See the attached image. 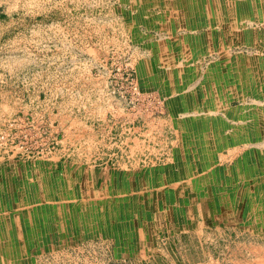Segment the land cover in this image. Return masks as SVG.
Returning <instances> with one entry per match:
<instances>
[{
    "label": "rangeland",
    "instance_id": "1",
    "mask_svg": "<svg viewBox=\"0 0 264 264\" xmlns=\"http://www.w3.org/2000/svg\"><path fill=\"white\" fill-rule=\"evenodd\" d=\"M170 1L0 0V215L24 217L36 190L48 202V180L98 220L48 225L13 255L2 238L0 264H264V196L236 175L264 141V0H208L192 19L194 0ZM204 92H218L205 131L183 112Z\"/></svg>",
    "mask_w": 264,
    "mask_h": 264
},
{
    "label": "bare ground",
    "instance_id": "2",
    "mask_svg": "<svg viewBox=\"0 0 264 264\" xmlns=\"http://www.w3.org/2000/svg\"><path fill=\"white\" fill-rule=\"evenodd\" d=\"M147 1L148 2L151 1L152 2V5L153 4L154 5L157 4L159 6L160 11L162 13H173L174 10H172L170 8H171V6L174 5V3L175 4L178 3L177 1H174V3H173L170 0H161V1H157V0H147ZM194 1H195L194 4H192V2L189 3L190 1L187 2V3L186 2L184 3L186 6H188V7H185V11L187 12V16L190 17V19H192V17L195 16L194 15V12H193L194 11V8H195L194 5L196 7L197 6L198 7H204L205 4H207V5H210V7L213 8V10H215V12H216V9H218L217 8V5H216L217 3H213V2L210 3V2H208V0H198V1L197 0H194ZM215 7H216V9H215ZM235 8H236V6H235ZM203 9H206V8H203ZM162 15H164V14H162ZM170 15H172V14H170ZM215 16H216V14H214V17ZM215 19H217V17H215ZM160 74H161V72H160ZM160 74L157 77L158 80H159ZM207 81H208V79H207ZM241 85H242V83H241ZM241 85H240V87H241ZM188 89L189 88L187 87V90L186 91L184 90V92H187ZM213 93L214 92H211L212 95H208L207 93H205V95L201 99L202 100L201 104H198V103L195 104V107L192 109V111H191V108L189 106H186V105H184L185 106V109H187L188 107L190 109H188L187 111L185 109H183V112H185L186 115L187 114H191V113H195L196 111H199V113L202 115L201 120L203 122L204 131H205V127L208 125V123L210 122V120L212 118L211 113L209 112L210 110H212L211 107L214 106L213 105V101H212V96L214 94H217L218 92L217 93H214V94ZM195 94H198V92H192L191 95H192V97H195V99L197 100L198 95L197 96H194ZM233 99H234V96L233 95L231 97H229V103H231V100H233ZM218 105H221V104H217V106H216L217 108H219ZM222 108H223V105H222ZM226 114L229 115V116H232V118H233V115L235 117V114L234 113L232 114L231 110H229V109L226 110ZM195 118H196V116H195ZM204 124H205V126H204ZM240 124L241 123L239 122V124L233 126L232 127V132H233V134L235 136L241 138V135L243 133L248 132V129H249L250 124H248V125L246 123L245 124L243 123L241 125ZM202 135L204 136V134H202ZM189 137H190L189 140H191L192 142H194L196 145L189 147V149L191 147H193V150H192V153L193 154L190 153L191 152V150H190L189 151L190 156L189 155H186V161L183 164H187V162H188V163H191V165L200 166L201 165L200 164L201 163L200 160L201 159H204V157H205V155H207V153L205 152V154L203 155L204 157H202L201 154H199L200 153L199 150L201 151L202 154L204 153L203 150L204 151L207 150L206 144H205L206 143V140H197V138L194 137V134H191ZM243 140H245V139H243ZM235 141L238 142V139H236ZM248 142H249V140L248 141H245V143H248ZM246 146L247 147H246L245 151H247V152H244L243 153L244 150H242L241 151V154L239 155V157L237 158V161H236L237 163H239L238 166L240 167V172L237 171V173H236V175H238L237 178H239L238 185H240L241 184V181H243L242 184H245V187H248L249 186L247 188V190L245 189L247 191V193L248 192L249 193H251V192L255 193V192L260 191V192L263 193V196H264V172H262L261 174H256V172H255L259 168L257 165L259 163L262 164V161L264 162V158L263 159H260V160H256L255 157H253V154L258 149L264 150V141L251 143V144H248ZM225 159L226 158H222V160H225ZM191 168H193V167H191ZM178 174H179L178 175L179 176L178 178H180L183 174H185V167H183V172H181V173L178 172ZM244 176H247V177H244ZM250 182L252 184V187H250V185L248 184ZM43 183H44V186L43 187H44V190H45L44 191L45 192V197H46V199L49 200L48 202L45 201L46 203L43 204L42 203V200H41V196L42 195L40 196L39 191L36 190V191H33L34 193H32V195H31L32 196V199L29 196L23 197L22 200H21V202H20V204H19L20 208H23L25 210V213H24L25 216L24 217L22 216V218H21V214L20 213H16L15 211H13V214L12 213H8L7 215H0V239H2V238L8 239L7 241H9L10 247H11V244H12V247H13V244L14 243H16L17 241H20L21 238L24 239L25 237H28L29 238V241H31V240H33V241H40V240H42L41 234H43V231H45V232L48 231V229H49V226L48 225H60L59 229H64V226H61V225H71V228L81 229V227L84 228V225H93V224H95L98 221V220H96L95 217H93L92 215H89L90 213L89 212H86L85 211L86 209L84 210V207L81 204H72V203H70L67 200V197L66 196L65 197L63 196L62 197V195H60V193L58 194V192H57L58 189L55 188V186H53V184H51V182H48V180H45ZM261 183H263V185H261ZM23 188L26 189V191H29V189L27 188V185L25 183H23ZM54 190H56V192ZM121 195H122V193H121ZM106 196H103V197H106ZM136 196H137V194H136ZM123 197H124V194H123ZM89 198H90V196H89ZM89 203L91 204V202H89ZM97 204H98V202H97ZM263 206H264V204H263ZM58 207L63 208V210H64V212L61 211L62 214L59 215V217H60L59 219L57 217V215H58L57 214V208ZM72 208H73V210H70ZM48 211H50V214H48ZM43 212H45L46 214L45 215L42 214ZM22 221H26V223H25L26 227L25 228L23 227V225L21 223ZM38 225H40V227ZM20 233H22V235H24V236L22 237L20 235ZM5 234H7V236H5ZM2 250H4V247H2V245H0V253H1ZM13 253H15L14 252V248H12V250H11V254L12 255H13Z\"/></svg>",
    "mask_w": 264,
    "mask_h": 264
}]
</instances>
